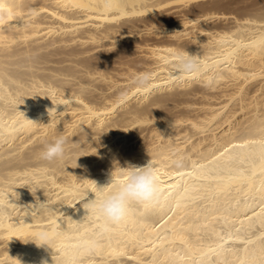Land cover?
Here are the masks:
<instances>
[{"label": "bare ground", "instance_id": "1", "mask_svg": "<svg viewBox=\"0 0 264 264\" xmlns=\"http://www.w3.org/2000/svg\"><path fill=\"white\" fill-rule=\"evenodd\" d=\"M261 23L264 0H125L111 11L97 0H0V204L8 212L0 220V261L10 264L8 253L22 264H64L87 237L101 247L79 257L82 264H152L153 248L158 264L198 261L199 240L228 231L219 209L239 195V181L215 200L188 198L179 208L176 201L186 186L199 189L195 197L228 182L211 179L208 162L264 112V62L245 47L264 33ZM177 49L212 71L203 80L176 71ZM134 73L150 75L146 89L133 86ZM51 108L60 112L59 131L82 145L66 169L39 158L52 139ZM177 151L190 157L188 166H170ZM149 161L168 210L107 225L98 236L106 224L86 207L94 198L89 180L103 185L114 163ZM193 161L205 165L208 180L187 175ZM36 181L42 189L34 194ZM37 199L56 212L33 216ZM53 223L65 229L53 249L16 238L51 231Z\"/></svg>", "mask_w": 264, "mask_h": 264}, {"label": "snow or ice", "instance_id": "2", "mask_svg": "<svg viewBox=\"0 0 264 264\" xmlns=\"http://www.w3.org/2000/svg\"><path fill=\"white\" fill-rule=\"evenodd\" d=\"M260 28L264 29V23H261ZM245 47L255 48L260 53L261 61L264 62V33ZM227 63L232 64L230 57L227 58ZM192 78L198 79V74H193ZM247 78L245 75L244 79ZM208 166L210 171L216 173V176L211 179L217 183H224L225 179L228 182L222 188L213 189L209 186L201 195L195 197H192L191 193L199 189L186 186L183 194L176 201L177 208L188 198L215 200L221 193L230 192L233 183L237 180L240 184V188L237 189L239 195L234 200L223 202L219 209L225 213L223 219L228 231L223 235L215 234L217 237L215 240L212 236L201 238L199 243L202 249L199 259L198 261L190 259V264H264V230H261L264 229V112L259 113L258 121L245 125L239 142L230 143L218 156H213ZM204 168L205 165H199L193 161V171L187 175L195 177L199 172L201 174L199 179L208 180L210 177L203 174ZM180 175L183 176L184 173ZM172 187L179 190V185ZM171 195L170 192L164 199L168 200ZM217 203H219L218 200ZM86 207L89 208L90 205L86 204ZM166 210H168L166 205L161 204L160 212L163 214ZM229 217L233 219L230 221ZM236 220H239V227L236 226ZM257 223L260 229L256 228ZM108 231L107 225L102 226V233L98 236ZM257 231L259 235L256 234ZM131 239L135 241L138 238ZM110 241L111 236H109ZM100 247L98 242L93 243L87 253L80 252L79 256L93 254ZM151 251L153 252L152 264H158L155 255L157 249L153 248ZM117 255H123V253H117ZM70 264H82V261L78 259L77 254H73Z\"/></svg>", "mask_w": 264, "mask_h": 264}, {"label": "clouds", "instance_id": "3", "mask_svg": "<svg viewBox=\"0 0 264 264\" xmlns=\"http://www.w3.org/2000/svg\"><path fill=\"white\" fill-rule=\"evenodd\" d=\"M124 2L125 0H97L98 6H102L107 11L119 8ZM173 56V67L178 72L198 74V79L203 80V77L207 76L208 72L212 71V69L203 71L199 60L195 56L188 55L184 50L177 49L173 53ZM150 79L151 77L147 73H134L130 82L133 86L146 89ZM176 79L178 80L179 77H176ZM206 86H213V78H211V81L210 78L207 80ZM48 112L50 120L55 121L53 124V134L51 141L44 142L39 152V158L49 164L60 165L66 169V166H69L67 161L73 158L72 153L78 147H82V145L71 142L69 137L59 131L58 124L61 123L59 118L60 112L58 113L55 108L49 109ZM28 120L34 122L30 119ZM77 157L79 156L74 157L75 167L77 166ZM189 162V156L177 151L173 154L170 166L180 169L188 166ZM116 167H118L119 170L114 177L113 170ZM89 181L91 183L90 191L94 193V198L86 204L90 205L89 209L103 220L106 225H117L129 220H141L160 208L163 189L161 188V182L158 178L155 166L151 161L143 166L129 164L125 167H121L118 163H114L113 169L110 172V179L106 184L97 185L95 181ZM35 184L34 194L36 189H42L39 181H36ZM86 194L85 190L82 197ZM31 207L33 209V216L38 214L49 216L56 212L46 200L41 202L37 199L35 204L31 205ZM60 215L62 214L60 213ZM7 216V209L3 204H0V220L7 218ZM50 227L51 231L45 226L30 236L16 238L20 239L22 242L33 241L37 246L43 244L53 249L52 245L56 240L64 236L65 229H62L58 223H53ZM10 238L11 237H8L7 241ZM0 240H3V237H0ZM97 242L98 240L94 237L82 238V243L78 246L77 250L78 259L80 257V252L87 253L91 245ZM7 256L10 264H22V261L18 258L11 257L8 253ZM0 264H7V262L0 261ZM41 264H47V262L42 260ZM64 264H70V260H65Z\"/></svg>", "mask_w": 264, "mask_h": 264}]
</instances>
